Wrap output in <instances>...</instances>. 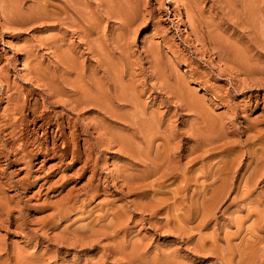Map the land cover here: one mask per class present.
<instances>
[{
    "label": "rangeland",
    "instance_id": "1",
    "mask_svg": "<svg viewBox=\"0 0 264 264\" xmlns=\"http://www.w3.org/2000/svg\"><path fill=\"white\" fill-rule=\"evenodd\" d=\"M81 1L0 0V264H264V0Z\"/></svg>",
    "mask_w": 264,
    "mask_h": 264
},
{
    "label": "bare ground",
    "instance_id": "2",
    "mask_svg": "<svg viewBox=\"0 0 264 264\" xmlns=\"http://www.w3.org/2000/svg\"><path fill=\"white\" fill-rule=\"evenodd\" d=\"M48 1H50L51 2V0H48ZM63 1V0H62ZM77 1H79V2H83V1H81V0H64V2H65V4H66V8L64 9V10H60V12H58V14L61 16L62 14L61 13H63V14H66L65 16H67V18L66 19H68V17H69V19L71 18V16H69V15H71V14H74L75 12H76V6L78 5V2ZM86 1V0H85ZM4 2V4H5V6L7 7L8 6V4H7V2H5V1H3ZM88 2V1H87ZM57 3V2H56ZM52 4L54 5V3L52 2ZM52 4H48V6H52ZM58 4V3H57ZM80 4V3H79ZM64 5V4H63ZM80 5H84V4H80ZM87 5V4H86ZM246 5V4H245ZM4 6V5H3ZM44 6V5H43ZM42 6V7H43ZM47 6V2H46V7H48ZM55 6V5H54ZM88 6V5H87ZM53 7V6H52ZM58 7V6H57ZM62 7H65V6H62ZM12 8H14V7H10V8H8V9H12ZM54 8V7H53ZM104 8V7H103ZM7 9V10H8ZM57 9V8H56ZM54 10V9H53ZM53 10L52 11H50L49 10V7L48 8H46L45 10H43L42 11V17L44 16V17H48V18H51L52 19V17H54V16H52L51 14H52V12H53ZM19 10L17 9V12H18ZM21 12H22V10H20ZM19 11V12H20ZM40 11V10H39ZM88 11V10H87ZM8 12V11H7ZM10 12H13V11H9L8 12V14L10 13ZM17 12H15V13H17ZM18 12V14L19 15H25L24 13H19ZM55 12V11H54ZM78 12V11H77ZM86 12V11H85ZM85 12H83L84 13V15H87V14H85ZM96 12V11H95ZM15 13H10L11 15H13V14H15ZM41 13V12H40ZM86 13H88V12H86ZM18 14H15L16 16L18 15ZM36 14V13H35ZM54 14H57V13H54ZM57 14V15H58ZM78 14V13H77ZM80 14H82V12L80 13ZM90 14V13H89ZM41 15V14H40ZM79 15V14H78ZM83 15V14H82ZM16 16H12V17H16ZM27 16V15H26ZM35 16V15H34ZM51 16V17H50ZM91 16V15H90ZM92 16H93V14H92ZM91 16V17H92ZM32 17H33V14H32ZM36 17V16H35ZM57 17V16H56ZM56 17H55V19H56ZM59 17V16H58ZM79 17H81V16H79ZM84 17H87L88 18V16H84ZM19 18H21V17H19ZM28 18H30V17H28ZM74 18V17H73ZM83 18V17H82ZM64 19V18H63ZM83 19H86V18H83ZM95 19V18H94ZM96 19H97V17H96ZM70 20H72V18L70 19ZM82 20V19H81ZM88 20V19H87ZM91 20V18L89 19V21ZM58 21V20H57ZM64 21V20H63ZM68 21V20H67ZM98 21V20H97ZM74 22V21H73ZM82 23H83V21H81ZM86 23H88L87 21H85ZM95 22H96V20H95ZM94 22V23H95ZM1 23V22H0ZM67 23V22H66ZM85 23V24H86ZM103 23V22H102ZM101 23V24H102ZM4 23H3V21H2V24H1V26L3 25ZM78 24V23H77ZM84 24V23H83ZM99 24H100V22H99ZM103 25V24H102ZM101 25V26H102ZM4 26V25H3ZM99 26V25H98ZM100 27V26H99ZM4 29L6 28V25H5V27H3ZM73 28V27H72ZM82 28V27H81ZM5 30H7V28L5 29ZM101 30V29H100ZM92 31H93V29H92ZM99 36V35H98ZM105 37V36H104ZM198 40V39H197ZM198 42V41H197ZM200 43V42H199ZM216 43V42H215ZM99 44V43H98ZM94 45V44H93ZM108 45V44H107ZM217 45V44H216ZM222 45V44H221ZM99 46V45H98ZM97 46V47H98ZM218 46V45H217ZM226 46V45H225ZM93 48H94V46H93ZM231 48V47H230ZM103 48H101V50H102ZM226 49V48H225ZM228 50V49H227ZM100 53V52H99ZM102 53H103V51H102ZM104 53H105V51H104ZM71 54V53H70ZM98 57V56H97ZM102 57V56H101ZM100 57V58H101ZM60 59V58H59ZM62 59V58H61ZM65 59V58H64ZM64 59H62V60H64ZM75 62V61H74ZM233 62V61H232ZM65 63H67V62H65ZM64 63V64H65ZM102 63V62H101ZM62 65H63V61H62ZM243 65V64H242ZM67 66V65H66ZM70 67V66H69ZM68 67V68H69ZM111 67V66H110ZM73 68V67H72ZM107 69H108V67H106ZM116 69V68H115ZM71 70V69H70ZM92 70V69H91ZM73 71V70H72ZM75 71H77V70H75ZM108 72V71H107ZM79 73V72H78ZM94 73H95V71H94ZM45 75V74H44ZM66 75V74H65ZM94 75V74H93ZM92 76V75H91ZM96 76V75H95ZM99 76V75H98ZM100 77V76H99ZM67 78H69V77H67ZM92 80H93V78H92ZM91 80V81H92ZM95 80H97V78H95ZM96 82H98V83H100V81H96ZM104 82V81H103ZM67 83V82H66ZM94 83V82H93ZM96 83H94L93 85H91L92 86V88H91V91L90 92H88V94H90V96H91V98H92V100L91 99H88V100H91L92 102L93 101H96V104L99 102V99H100V96L102 95L103 96V93H102V88L101 89H99V87L98 86H96L95 85ZM100 85V84H99ZM101 85H103V84H101ZM74 87V86H73ZM75 87H77V86H75ZM101 87V86H100ZM127 87V86H126ZM88 88V87H87ZM106 88V87H105ZM105 88L103 87V89L105 90ZM134 88V87H133ZM56 89H58V88H56ZM66 90H67V88H65ZM76 89V88H75ZM74 89V90H75ZM78 89V88H77ZM89 89V88H88ZM50 90V89H49ZM79 90V89H78ZM116 90V89H115ZM136 90V89H135ZM62 91H63V89H62ZM71 91H73V90H71ZM84 91H85V89H84ZM107 91V90H106ZM139 91V90H138ZM76 92V91H75ZM78 92V91H77ZM104 92V91H103ZM69 93H70V91H69ZM71 93H73V92H71ZM80 93V92H79ZM106 93V92H105ZM104 93V94H105ZM118 93H120V92H118ZM123 93V92H122ZM84 96H85V93H82ZM107 94V93H106ZM83 95H82V98H83ZM116 95V94H115ZM118 96H120V95H118ZM137 96V95H136ZM105 97V96H104ZM87 98H90L89 96H87ZM107 98V97H106ZM113 98V97H112ZM117 97L115 96V98L114 99H116ZM120 98V97H119ZM85 99V98H84ZM83 99V100H84ZM109 99V98H108ZM121 99V98H120ZM185 99V98H184ZM82 100V101H83ZM106 100V99H105ZM110 100V99H109ZM112 100V99H111ZM77 101H78V98H77ZM81 101V102H82ZM108 101V100H107ZM78 103V102H77ZM77 103H76V105H77ZM94 103V102H93ZM101 103V101L99 102V104ZM119 103V102H118ZM117 103V104H118ZM193 103V102H192ZM86 104V103H85ZM89 104V103H88ZM79 105H80V103H79ZM84 105V104H83ZM83 105H81V106H83ZM91 105H92V103H91ZM101 105V104H100ZM106 105V104H105ZM135 105V104H134ZM87 106V105H86ZM94 106V105H93ZM97 106H99V105H97ZM102 106H104V105H102ZM101 106V107H102ZM110 106V105H109ZM117 106H119V105H117ZM77 107V106H76ZM100 107V106H99ZM98 107V108H99ZM105 107V106H104ZM111 107V106H110ZM110 107H108V109L110 108ZM134 107H138V103H137V106H134ZM115 108V107H114ZM119 108V107H118ZM117 108V109H118ZM101 111H105V109H107V107H105L104 108V110H103V108H99ZM113 109V108H112ZM121 109H122V107H121ZM136 109V108H135ZM139 109V108H138ZM76 110V109H75ZM115 110V109H114ZM137 110V109H136ZM193 110V109H192ZM107 111H109V112H111L110 110H107ZM113 111V110H112ZM142 111V110H141ZM106 113L105 112V114L108 116H110V117H113V115H110V114H112V112L111 113ZM141 113H143V112H141ZM37 114V113H36ZM136 114H137V112H136ZM129 115V114H128ZM144 115V114H143ZM114 116L116 117V115L114 114ZM126 118V117H125ZM127 120V119H126ZM137 123V124H136ZM136 123H132V124H134V125H138V122H136ZM148 125V124H147ZM146 125V126H147ZM130 126V125H129ZM128 127V126H127ZM133 127V126H132ZM131 127V128H132ZM135 127V126H134ZM138 127V126H137ZM149 127V126H148ZM152 127H154V126H152ZM151 127V128H152ZM154 129V128H153ZM157 129V128H156ZM218 129V128H217ZM147 130V129H146ZM149 130H150V128H149ZM152 130V129H151ZM151 132V131H150ZM160 132V131H159ZM142 134V133H141ZM223 134V133H222ZM115 135V134H114ZM152 135V134H151ZM155 135V134H154ZM145 140V139H144ZM149 141H150V139H148ZM125 141V140H124ZM151 141H153V139L151 140ZM132 144V143H131ZM150 144H151V142H150ZM254 147V146H253ZM250 151V150H249ZM163 152V151H162ZM238 152V151H237ZM238 154V153H237ZM260 160V159H259ZM228 163V162H227ZM233 165V164H232ZM231 165V166H232ZM233 167V166H232ZM262 167V166H261ZM181 173V172H180ZM258 173H259V171H258ZM257 173V174H258ZM199 174H201V173H199ZM139 177V176H138ZM202 177H203V175H202ZM256 178V177H255ZM251 181V180H250ZM228 182V181H227ZM228 184V183H227ZM150 201V200H149ZM151 204V203H150ZM197 204V203H196ZM143 205V204H142ZM147 205V204H146ZM150 207V206H149ZM253 207V206H252ZM248 210V209H247ZM149 211H151V210H149ZM179 211V210H178ZM253 214V213H252ZM124 215V214H123ZM172 216V215H171ZM202 217V216H201ZM261 217V216H260ZM117 222V221H116ZM117 224V223H116ZM125 225V224H124ZM116 226V225H115ZM185 230V229H184ZM203 250V249H202Z\"/></svg>",
    "mask_w": 264,
    "mask_h": 264
}]
</instances>
